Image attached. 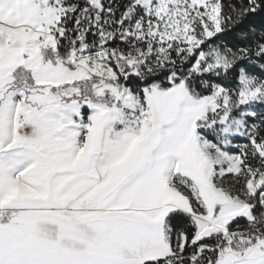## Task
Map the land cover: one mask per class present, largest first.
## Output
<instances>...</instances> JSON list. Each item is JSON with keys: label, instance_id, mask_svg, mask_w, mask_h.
<instances>
[{"label": "snow or ice", "instance_id": "snow-or-ice-1", "mask_svg": "<svg viewBox=\"0 0 264 264\" xmlns=\"http://www.w3.org/2000/svg\"><path fill=\"white\" fill-rule=\"evenodd\" d=\"M260 14L0 0V264H264Z\"/></svg>", "mask_w": 264, "mask_h": 264}, {"label": "trees", "instance_id": "trees-1", "mask_svg": "<svg viewBox=\"0 0 264 264\" xmlns=\"http://www.w3.org/2000/svg\"><path fill=\"white\" fill-rule=\"evenodd\" d=\"M245 27L252 26L257 31L264 30V14H260L254 17H250L248 21L245 22ZM222 40L228 42L229 38L222 37Z\"/></svg>", "mask_w": 264, "mask_h": 264}]
</instances>
